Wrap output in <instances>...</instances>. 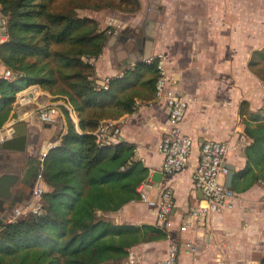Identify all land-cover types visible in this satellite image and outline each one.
Wrapping results in <instances>:
<instances>
[{
	"label": "crops",
	"instance_id": "obj_1",
	"mask_svg": "<svg viewBox=\"0 0 264 264\" xmlns=\"http://www.w3.org/2000/svg\"><path fill=\"white\" fill-rule=\"evenodd\" d=\"M146 2L139 0L134 12L79 10V14L94 18L100 29L111 28L101 52L92 59L96 83L105 86L111 76L160 53L165 56L173 85L188 98L179 124L192 140L188 164L169 176L161 174L158 181L150 176L159 170L162 160L157 144L167 127L164 100L144 89L142 96L134 97L130 112L107 118L119 125L117 138L111 143H132L135 158L148 169L145 197L154 199L164 181L173 193V208L163 227L167 236L130 247L119 264H162L171 240L179 245L185 240L193 243V251H179L177 264H260L264 258V184L259 180L242 191L233 190L229 206L207 214L184 231L180 226L191 208L205 204L191 180L202 140L226 143L224 163L232 166L233 173L244 165V146L249 138L243 132L240 103L245 101L249 109L256 110L264 96V58L252 55L264 48V9L257 12L256 7L264 6V0ZM156 4L166 13L157 12ZM156 16L174 17L170 23ZM2 23L0 17V35ZM3 69L0 63V72ZM46 102L55 103L58 110L55 120L48 123L35 116L37 107ZM60 103V97L37 84L15 93L9 115L0 126V143L16 130L25 132L26 137L22 150L0 146V223L10 222L13 209L29 204L39 152L46 142L56 143L65 128ZM70 116L76 124V114L70 111ZM219 179L224 183L225 174ZM105 217L118 224L159 226L154 209L139 194Z\"/></svg>",
	"mask_w": 264,
	"mask_h": 264
},
{
	"label": "trees",
	"instance_id": "obj_2",
	"mask_svg": "<svg viewBox=\"0 0 264 264\" xmlns=\"http://www.w3.org/2000/svg\"><path fill=\"white\" fill-rule=\"evenodd\" d=\"M138 8L139 0H0V63L13 73L11 79L0 76V126L15 93L31 84L70 108L57 104L65 128L41 161L46 187L40 211L0 223V264H119L130 247L167 236L154 225L118 224L105 217L138 197L136 187L148 169L135 158L132 143H98L93 134L101 120L130 112L144 89L153 91L156 72L153 62L137 61L105 86L96 83L92 59L111 28L100 29L79 10ZM254 54L264 58V48ZM240 114L249 142L243 167L233 173L232 191L255 180L264 184V96L256 110L241 101Z\"/></svg>",
	"mask_w": 264,
	"mask_h": 264
},
{
	"label": "built area",
	"instance_id": "obj_3",
	"mask_svg": "<svg viewBox=\"0 0 264 264\" xmlns=\"http://www.w3.org/2000/svg\"><path fill=\"white\" fill-rule=\"evenodd\" d=\"M2 39H4L3 31L0 35V40ZM147 62H153L155 66L154 96L162 98L167 108V127L159 139L157 149L162 155L159 171L164 176H169L183 169L189 160L192 140L186 133L181 131L179 126L185 115L188 98L170 80L169 70L165 65L166 60L163 54H155L148 58ZM0 76L11 79L13 73L8 68H4L0 72ZM63 104L70 110L66 103ZM57 112L55 103L46 102L37 107L35 116L41 122L48 123L55 120ZM118 132V122L113 119L101 120L93 130L95 140L98 143H111L117 138ZM53 144L54 142H46L39 152V164L31 188L29 204L24 209H13L9 221H14L28 213L37 214L40 211V197L46 187L41 176V161L46 150ZM225 151L226 143L221 140L206 138L200 142L197 162L191 172V180L193 187L204 196L205 204L197 205L185 214L180 231H184L187 226L194 225L196 221L207 214L229 206L233 191L219 179V176L226 172L224 166ZM144 180L136 187V191L146 201V204L154 209L156 220L159 223L158 227L164 229L163 227L167 224L165 221L173 208L171 187L164 181L159 185L158 193L154 199L146 198L143 185L147 182ZM193 248V243L190 240H185L180 245L176 240H171L167 245L162 264H177L179 251L181 249L193 251ZM129 261L132 262L131 256H129Z\"/></svg>",
	"mask_w": 264,
	"mask_h": 264
},
{
	"label": "water",
	"instance_id": "obj_4",
	"mask_svg": "<svg viewBox=\"0 0 264 264\" xmlns=\"http://www.w3.org/2000/svg\"><path fill=\"white\" fill-rule=\"evenodd\" d=\"M3 34H4V32H3ZM20 127H23V124H20ZM25 137H26L25 132L23 133V131H21V130L20 131L16 130L12 136L3 140L0 143V146L3 148H14V149L22 150L24 148ZM11 143H16V144H14L12 146ZM224 166L226 168L224 185L229 187L230 180H231V177L233 175V170H232V166L230 164L224 163ZM160 175H161V172L159 170H153L151 172L150 178L152 180L158 181Z\"/></svg>",
	"mask_w": 264,
	"mask_h": 264
},
{
	"label": "rangeland",
	"instance_id": "obj_5",
	"mask_svg": "<svg viewBox=\"0 0 264 264\" xmlns=\"http://www.w3.org/2000/svg\"><path fill=\"white\" fill-rule=\"evenodd\" d=\"M58 2H61V1H63V0H57ZM147 2H151V0H147ZM147 2H146V4H147ZM152 3V2H151ZM257 12H259L260 10H262V9H264V6H260V5H258L257 4ZM155 9H156V11L157 12H161V13H166V10H162L163 9V7H162V5H160V4H156V6H155ZM260 9V10H259ZM142 17H144V16H142ZM173 17L174 16H156V18L157 19H165V18H167V20L171 23V22H173Z\"/></svg>",
	"mask_w": 264,
	"mask_h": 264
}]
</instances>
